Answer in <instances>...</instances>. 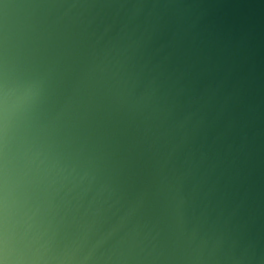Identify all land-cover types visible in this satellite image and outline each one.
<instances>
[{
	"label": "water",
	"instance_id": "95a60500",
	"mask_svg": "<svg viewBox=\"0 0 264 264\" xmlns=\"http://www.w3.org/2000/svg\"><path fill=\"white\" fill-rule=\"evenodd\" d=\"M0 257L264 264V0H0Z\"/></svg>",
	"mask_w": 264,
	"mask_h": 264
},
{
	"label": "clouds",
	"instance_id": "9594fccd",
	"mask_svg": "<svg viewBox=\"0 0 264 264\" xmlns=\"http://www.w3.org/2000/svg\"><path fill=\"white\" fill-rule=\"evenodd\" d=\"M0 264H8V261L4 259H0Z\"/></svg>",
	"mask_w": 264,
	"mask_h": 264
},
{
	"label": "snow or ice",
	"instance_id": "6c2138e0",
	"mask_svg": "<svg viewBox=\"0 0 264 264\" xmlns=\"http://www.w3.org/2000/svg\"><path fill=\"white\" fill-rule=\"evenodd\" d=\"M0 259H4V260H6V257H0Z\"/></svg>",
	"mask_w": 264,
	"mask_h": 264
}]
</instances>
